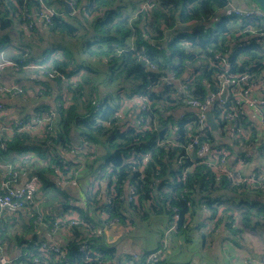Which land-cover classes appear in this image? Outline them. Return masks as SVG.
<instances>
[{"label": "trees", "instance_id": "16d2710c", "mask_svg": "<svg viewBox=\"0 0 264 264\" xmlns=\"http://www.w3.org/2000/svg\"><path fill=\"white\" fill-rule=\"evenodd\" d=\"M56 1L60 3L46 0L51 6ZM146 1L72 0L81 17L65 12L60 3L58 10L64 15L54 18L46 35L39 27L31 31L23 27L24 0H0V53L8 56L7 47L14 42L18 53L12 57L19 62L16 72L28 75L27 80L38 85L34 90L20 84L16 75L14 82L21 86L24 96L17 103L24 104L32 94L46 97L57 90L53 105L38 106L39 111L55 108L53 134L14 132L9 148H0V163L22 164L19 159H25L24 168L31 167L32 177L38 178L41 191L49 187L57 189L54 174L60 180L75 178L83 187V200L60 191L62 199L58 206L62 209L57 214L40 209L47 221L54 215L67 218L75 214L84 220L71 228L72 233H68L64 242L70 264H145V258L121 255V246L105 241L106 231L97 235L85 224L89 222L98 228L111 218L126 223L142 207L151 206L156 215L167 217L168 226L178 223L175 232L181 233L190 229L192 218L204 206L211 210L207 219L214 224L210 227L212 233L225 226L237 234L238 225L242 232L253 229L264 218V195L251 184L237 185L226 175L218 176L217 171L200 163L201 157L192 161L186 156V145L198 132V119L193 111L183 118L175 115L185 107V97L175 85L164 81L170 72L182 76L188 71L193 96L205 99L210 91L207 82L215 87L213 75L217 69L200 55L212 49L226 55L233 73L248 66L264 80V36L237 37L236 33L251 20L228 12V0H155L150 11L142 9ZM128 7L131 10L125 11ZM150 39L165 41L164 47L151 46ZM50 40L60 48L52 47L47 54L33 55L32 43ZM226 41L229 45H225ZM28 62L49 64L46 70H59L65 78H51L40 71L24 69ZM190 62L199 65L190 69ZM152 63L156 69L151 68ZM88 92L92 94L87 96ZM143 102L148 105L146 110L142 109ZM229 110V102L213 109L219 128L212 130L208 126L201 141L210 150L228 155L231 162L244 161L246 144L260 150L264 146L257 143L255 128L245 123L246 115L242 117L241 128H232V138L226 135L229 120L224 118V112ZM19 116L31 115L19 113ZM141 117L146 128L135 124ZM171 141L174 146H170ZM68 154L75 159H70ZM147 155L149 159L144 160ZM180 157L183 160L178 164ZM189 166L191 169L186 170ZM127 181L135 187V192L125 195ZM98 193H102L99 199ZM73 201H83L85 205ZM174 207L178 208L179 220L175 219ZM17 212L18 218L28 217L30 222L19 223L18 218L11 222L10 217L5 222L1 219L0 242L13 240L16 247L22 248L21 255L13 260L16 264L20 261L32 264L33 255L38 252L32 250L33 236L27 239L25 235L35 231L36 210L32 214ZM84 236L92 242L88 254L79 247ZM26 243L29 244L24 247Z\"/></svg>", "mask_w": 264, "mask_h": 264}, {"label": "built area", "instance_id": "2783aa9c", "mask_svg": "<svg viewBox=\"0 0 264 264\" xmlns=\"http://www.w3.org/2000/svg\"><path fill=\"white\" fill-rule=\"evenodd\" d=\"M235 0H228L226 9L228 12L245 19H250V23L245 25L241 31L236 33L237 37L245 38L246 36H254L261 38L264 36V10L255 2L254 5L248 7H241L235 4ZM34 3V6L32 5ZM73 4V2H72ZM155 5V0H148L142 4V9L150 11ZM64 15L57 8L51 6L46 0H24L22 10V20L25 28L31 31L36 25L41 22L44 27H50L53 24L55 17ZM260 25H256V24ZM165 41L157 42L156 40L150 39V44L153 47L161 49L164 47ZM262 43L264 40L262 39ZM227 45V43H225ZM202 58H206L211 66L215 67L217 71L213 75L215 87L211 86L210 82H207L210 88L209 94L205 99H199L193 96L192 91L189 87L191 79L189 74L187 77L177 75L175 72H170L164 81L169 85H175L178 90L184 94V108L193 109L195 116L198 119V132L194 134L190 143L186 145V156L192 161L197 157H201L200 163L206 164L209 168L220 174L226 175L230 180L234 181L235 184L240 185L249 183L253 188L258 190L264 195V165L251 171H246V162L255 154L252 152L250 143L246 144V158L240 160L238 163L231 162L228 155L221 153L220 150H210L209 145L201 141V135L208 127L206 112L217 108H222L223 104L229 102L231 104V110L224 112V118L228 119L232 128H241L242 117L246 115V107L254 110L260 118L262 126L264 127V80H260V76L250 70L248 66H245V70L239 73H233L231 70V64L226 57L218 49H212L207 54L200 55ZM107 62L108 59H105ZM147 62V61H146ZM151 68L156 69L155 64H150ZM4 66L19 67V62L12 58L3 57L2 63H0V74ZM26 69L37 70L40 74H45L48 77H61L65 78L64 74L59 70H46L49 64H39L37 62H28L23 65ZM40 68V69H39ZM225 85H228V92L225 100L221 99V94ZM215 90L212 91V89ZM22 88L16 83H5L0 81V148L7 150L12 140L14 132L27 131L32 135H51L54 131L53 118L56 114L55 108L51 107L47 111L35 110L28 118H23L18 114H13L11 107L4 103L2 99L15 98L20 100L24 96L22 95ZM143 100V98H140ZM148 108L147 103L143 102L142 109ZM189 111H185L182 117H185ZM214 113V112H213ZM121 114V113H120ZM144 118L136 120V125L144 126ZM248 124V122H245ZM250 127V126H249ZM248 127V128H249ZM234 133V129L232 131ZM249 132V130H248ZM170 146H174L171 141ZM244 141H241L243 144ZM66 151V149L64 148ZM196 154V157L193 156ZM149 159V155L144 160ZM23 163L19 162H5L0 163V207L1 210L8 209L11 211L23 210L28 214H32L33 210H36L35 218L33 219V225L35 230H42L45 227H49L52 235L59 233H72L71 228L77 224H80L82 218H79L76 214L69 215L67 218L59 217L54 215L50 221H47L43 216V213L39 210V204L36 197L37 188L40 186L38 178L33 179L26 185L16 187L15 184L20 178L22 170H24L25 159ZM183 160L182 157L178 160V164ZM69 168V166H67ZM191 169V166L186 170ZM36 186V189L31 185ZM135 192V187L128 184V189L125 191ZM102 193H98L97 198H101ZM109 198V197H108ZM129 199H133L132 195L128 196ZM206 214L210 215L211 210L206 208ZM176 211L175 219L179 220L180 215L178 208L174 207ZM115 221L108 220L106 224L101 227H94L93 224L85 222L90 227V230L96 232L97 235L107 231L110 227L119 222L118 218ZM178 223H173L167 228L161 238L159 245L153 249L145 250L143 252L123 250L122 254L125 256L131 255L133 259H146L145 264H159V261L163 257V253L166 250L169 235L176 230ZM32 241V250L37 251V254L33 255V262L35 264H70L67 252V247L60 244L58 241L51 239H39L30 240ZM79 247L82 251L87 254L92 251V242L84 236L79 241ZM35 251V252H36ZM5 252V241L0 242V264H12L14 259H17L22 252H20L15 258L9 259ZM27 254V252H23ZM52 257V259H51ZM57 262V263H55Z\"/></svg>", "mask_w": 264, "mask_h": 264}, {"label": "crops", "instance_id": "0c3cea01", "mask_svg": "<svg viewBox=\"0 0 264 264\" xmlns=\"http://www.w3.org/2000/svg\"><path fill=\"white\" fill-rule=\"evenodd\" d=\"M235 1V4L237 3V5L241 7H248L255 4L253 0ZM73 7L75 10L74 15L81 17V11L77 8L75 9V6ZM36 27H39V30L43 33H46V35L49 34L48 27H44L41 22H39ZM27 34L29 33L27 32ZM45 37L46 36L44 35V38ZM50 42L51 40L37 41L32 43L30 46L32 47L33 55L39 56L47 54L49 53L52 47L60 48L57 46V43ZM63 42L64 41L62 40V43ZM225 43L229 45L228 41H226ZM7 49L8 56H6L5 52H3V56L5 57L13 58L12 56L18 53L14 42H11L8 45ZM7 69V71L4 70L5 72L3 70L1 71V82L15 83L14 80L16 75L20 84H26V82L29 81L27 80L29 78L28 75L26 77L24 73H20V71L16 72V69L19 70V67L8 66ZM56 92L57 90H53V96L50 99H47L45 97L36 99L37 97L32 94L31 96H29V101L22 102L24 104H18L17 101L10 98L2 99V101L7 105H11L13 110L18 109L19 112L25 115H31L33 111L39 109L38 106L42 103L53 105L56 99L55 94L57 95ZM14 106L15 108H13ZM186 110L193 111V109L190 108H180L175 112V115L177 117L183 118L182 115ZM13 112L15 113V111ZM19 112H16L15 114L19 115ZM245 122H248V124H250V127L252 126V128H255V131L258 134V137L256 138L257 143L259 145L264 146V127L262 126V123L257 113L249 107H246ZM228 124L229 126L227 128L226 135H228L231 139L232 126H230V123ZM230 139H228V141H230ZM263 149L264 147H262L261 150L260 148H252V152H255V154L248 160V162H246V171H251L264 165ZM235 154L236 153L232 154L233 159L236 156ZM68 156L70 159H75L74 155L72 154H68ZM238 162L240 161H235L234 163ZM30 168L31 167L28 166L27 168H24V170H22L20 178L15 184L16 187L26 185L33 179ZM57 175L60 176L61 174L57 172ZM54 176L55 177L53 178V181L58 184L57 189L54 187H49L46 190H37L36 192L37 201L40 207L39 210L41 209L45 212H50L51 214H57V212L61 211L62 209V206H58L60 205L59 199H62V197L60 196V191L66 193V195L71 196L73 198L83 200V187H81L77 183V180L75 178L70 180H60L55 174ZM85 179L87 180V177L83 178V180ZM82 183L85 185V181H83ZM128 184V181L124 184L125 191H127L128 189ZM72 203L77 205H85L83 201H73ZM18 216L19 212L11 211L8 209H3L0 211V221L1 219H3V222L7 220V217H10L12 222L13 219L18 218ZM77 216L80 217L78 214ZM207 218H209V215L206 214L204 209L201 213L192 218L193 222L190 223V232H172L169 235L167 247L164 252L161 264H264V238L260 237L257 234L249 233H246L244 236H242L241 225L239 226L238 224V228L236 229L239 231L237 232V234H233L231 231H229V229L225 228V226H223V229L221 230L220 228H216V232L212 233L210 227L214 224L210 219ZM18 219L19 223H21L22 221L30 222L29 218L25 220L23 218L20 219L19 217ZM152 219L154 221L150 224H157L150 227L149 230L145 229L144 227H140L139 224H136L138 222L135 221L134 224L130 223V226L127 225V227V222L124 223L125 225H122L118 222L106 231L105 241L107 243L117 244L118 246H121L123 250H128V252H143L145 251V249H153L159 245L161 235L163 231L165 232V228L168 224V221L166 217L162 215H156ZM225 219L227 220V217H225ZM237 223H240V218L237 219ZM134 227H136L135 230H133ZM33 230L27 232V234L25 235L27 239L31 236H34V234H37V237L39 239H43L44 237H46L47 239L55 240L58 241L60 244L65 245V239L68 238V233L65 232L52 235L49 227H45V229L42 230ZM28 244L29 243H26L24 247H27ZM21 251H23L22 248H18V246L16 247L15 242L13 240H5L4 253L9 257V259L15 258ZM12 264H16V262L13 261ZM32 264H35L33 260Z\"/></svg>", "mask_w": 264, "mask_h": 264}, {"label": "rangeland", "instance_id": "374dc122", "mask_svg": "<svg viewBox=\"0 0 264 264\" xmlns=\"http://www.w3.org/2000/svg\"><path fill=\"white\" fill-rule=\"evenodd\" d=\"M124 2L126 1V0H123ZM55 6L57 7V9H59L60 10V8H61V5H60V3L59 2H55ZM64 8V7H63ZM129 10H131V8L130 7H128V8H126L125 9V11H129ZM65 11V10H64ZM66 12V11H65ZM68 13V12H67ZM23 27H24V25H23ZM55 40L56 41H58V42H60V38H58V37H55ZM155 48H157V47H155ZM3 57H5V56H3L1 53H0V63H2V61H3ZM6 58V57H5ZM189 64H192V62H190ZM7 67L8 66H4L3 67V71L5 70V71H7L8 69H7ZM30 71H34V69H29ZM4 71V72H5ZM33 73V72H32ZM87 74H88V72H87ZM89 75V74H88ZM90 77H95V76H93V75H89ZM10 79V78H9ZM11 80V79H10ZM26 85L27 86H32L33 88H34V90H36V87H38V85L37 84H35L34 83V81H32V80H30V81H27L26 82ZM101 85V84H100ZM33 92H35V91H33ZM89 94H92L91 92H88L87 93V96L89 95ZM52 94L51 95H48L47 97H45V98H47V99H50V98H52ZM55 96H56V94H55ZM54 96V97H55ZM39 98H44V97H37L36 99H39ZM90 98V97H89ZM13 100H15L16 101V99L15 98H13ZM163 107H164V105H163ZM13 111H15V113L16 112H19L18 111V109H14V110H12V113L13 114H15ZM19 113H21V112H19ZM123 113V112H122ZM30 153H27V155H29ZM91 174V173H90ZM89 175V174H88ZM35 189H36V186H34L33 184H31ZM37 190H39V188H37ZM48 199V198H47ZM154 216H156V214H155V212L152 210V207L151 206H148L147 208L145 207H142V208H140V210L137 212V213H135L132 217H130V218H128V221H127V224H126V227H127V225L128 226H130V223L131 224H134L135 222H138V223H136V224H139L140 225V227H144L145 229H147V230H149L150 229V227H152L153 225H155V224H157V223H154V224H150L151 222H153L154 220L152 219ZM28 219V217H25V220H27ZM166 219H167V221H168V218L166 217ZM115 221L116 219H114V218H111L110 219V221ZM135 221V222H134ZM26 223H29V221H27ZM122 225H125L124 223H122ZM169 225V222H168V224H167V226H166V228H169L170 226H168ZM165 228V229H166ZM136 229V227H134L133 228V230H135ZM174 233H175V231H173ZM183 232V231H182ZM187 232H190L189 230L187 231ZM194 232V231H193ZM181 233V232H180ZM186 233V232H185ZM246 233H249V234H257V235H259L260 237H262V238H264V218L261 220V223H259L257 226H254V228L253 229H251V228H247L246 230H243L242 231V233H241V235L242 236H244ZM163 234H164V231H163V233H162V235H161V238L163 237ZM160 238V239H161ZM146 250V249H145ZM164 254V253H163ZM121 255H123V256H125L124 254H121ZM163 258V257H162Z\"/></svg>", "mask_w": 264, "mask_h": 264}, {"label": "water", "instance_id": "95a60500", "mask_svg": "<svg viewBox=\"0 0 264 264\" xmlns=\"http://www.w3.org/2000/svg\"><path fill=\"white\" fill-rule=\"evenodd\" d=\"M255 1L264 10V0H255ZM60 2L63 4L64 10L66 12L74 13L75 10H74V7L72 6V0H60ZM144 63H147V62L144 60ZM198 65H199V62L188 64L190 69H192V68H194V67H196ZM188 74H189V72L186 71L183 76L187 77ZM227 92H228V85H225V87L223 88L222 94H221V99L222 100L226 99ZM206 115H207V124H208V126L212 130H218L219 124H218V122L215 119L213 111L212 110L207 111ZM193 156L196 157V154L193 153ZM0 211H1V207H0ZM33 238H34V240H36L38 238L37 234H34Z\"/></svg>", "mask_w": 264, "mask_h": 264}, {"label": "clouds", "instance_id": "9594fccd", "mask_svg": "<svg viewBox=\"0 0 264 264\" xmlns=\"http://www.w3.org/2000/svg\"><path fill=\"white\" fill-rule=\"evenodd\" d=\"M2 55H3V52L1 53ZM6 58H8V57H6ZM17 84V83H16Z\"/></svg>", "mask_w": 264, "mask_h": 264}]
</instances>
